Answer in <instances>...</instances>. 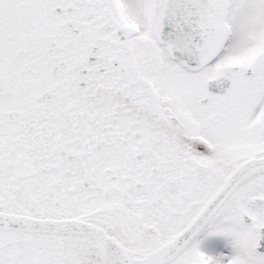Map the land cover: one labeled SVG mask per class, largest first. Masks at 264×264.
I'll list each match as a JSON object with an SVG mask.
<instances>
[{"label":"flooded vegetation","instance_id":"1","mask_svg":"<svg viewBox=\"0 0 264 264\" xmlns=\"http://www.w3.org/2000/svg\"><path fill=\"white\" fill-rule=\"evenodd\" d=\"M169 1L0 0V264H264V0Z\"/></svg>","mask_w":264,"mask_h":264},{"label":"water","instance_id":"2","mask_svg":"<svg viewBox=\"0 0 264 264\" xmlns=\"http://www.w3.org/2000/svg\"><path fill=\"white\" fill-rule=\"evenodd\" d=\"M210 0H170L166 23L169 40L178 58L191 64L202 61L212 43L207 11ZM197 10L200 13L194 14Z\"/></svg>","mask_w":264,"mask_h":264}]
</instances>
